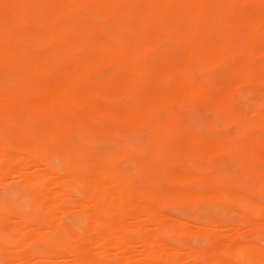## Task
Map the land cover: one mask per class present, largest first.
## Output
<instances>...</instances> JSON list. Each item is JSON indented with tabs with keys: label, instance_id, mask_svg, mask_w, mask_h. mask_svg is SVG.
I'll use <instances>...</instances> for the list:
<instances>
[{
	"label": "bare ground",
	"instance_id": "1",
	"mask_svg": "<svg viewBox=\"0 0 264 264\" xmlns=\"http://www.w3.org/2000/svg\"><path fill=\"white\" fill-rule=\"evenodd\" d=\"M263 28L264 0H0V181L18 179L23 205L33 210L0 200V227L12 228L0 234L15 240L3 247L24 248L33 235L68 230L73 224L60 221L59 213L74 205L84 217V236L71 242L65 234L74 255L67 264H107L108 244L121 250L109 252L112 264H264V247L245 238L264 228V204L254 199L264 195V151L256 140L264 142V112L252 107L244 116L232 106L241 87L264 86ZM187 104L203 106L234 134L180 125L174 116ZM79 126L101 141L145 133L147 140L101 156L69 141ZM244 132L251 139L243 140ZM221 154L239 162L237 179L212 173ZM119 159L135 165L140 181L111 168ZM188 159L201 167L185 166ZM148 174L157 176L155 184ZM75 177L85 190L73 199L67 184ZM155 197L195 208L206 202L234 214L192 222L193 228L162 214ZM131 226L141 231L137 239L122 236ZM24 227L33 230L26 228L33 233L26 242ZM165 231L207 243L184 251L180 241L161 239ZM6 247L0 264H63L57 249L55 257L47 252L55 259L50 263L17 248L14 263ZM92 250L105 256L92 258Z\"/></svg>",
	"mask_w": 264,
	"mask_h": 264
},
{
	"label": "rangeland",
	"instance_id": "2",
	"mask_svg": "<svg viewBox=\"0 0 264 264\" xmlns=\"http://www.w3.org/2000/svg\"><path fill=\"white\" fill-rule=\"evenodd\" d=\"M261 34H262V38H263V40H264V28L262 29V31H261ZM199 74V75H198ZM199 76V77H197L198 79H200L201 77H202V75L200 74V72H197L196 73V76ZM200 75H201V77H200ZM238 96V97H237ZM242 97V98H241ZM232 103H233V107L235 108V109H238L240 112H241V110H242V114L244 115V116H247V115H249V114H253L256 110H259V111H263L264 112V86H263V84L260 82V81H258V82H256L255 84H253V85H248V86H244V87H241L240 89H239V91L237 92V95H236V97H235V99H234V101H232ZM252 105V106H251ZM190 106H191V108H190ZM195 107V108H192V107ZM192 106V104H187V105H185L184 107H178V110H177V113H176V115L174 116L175 117V121L177 122V123H179L180 125H182V126H184V127H186V128H188V129H190V130H192V131H202V132H205V133H211V134H216V135H222V136H227V135H232V133L234 134V128H226V127H223L222 125H221V127H220V124H221V120L219 119V122H218V119L211 113V112H208V110H206V108H201V107H203V106H198L197 107V105L195 106V105H193ZM255 108L256 110H254L253 108ZM198 108V109H197ZM204 109H205V111L208 113V115H206V112H205V114H203L204 113ZM87 113L91 116V117H96V111H94V110H92V109H90V108H87ZM201 112V113H200ZM198 113V114H197ZM211 114V115H210ZM162 115V117H165V114L164 113H162L161 114ZM202 116V117H201ZM214 116V117H213ZM2 119L3 120H5V121H7V122H13L8 116H3L2 117ZM215 120V121H214ZM217 121V122H216ZM194 125V126H193ZM18 126L20 127V126H23L21 123H18ZM193 126V127H192ZM229 129H230V131H229ZM243 135H241V138L243 139V140H249V139H251V137H252V135H251V133H248V132H244V133H242ZM145 138L143 137V139H144V141H142V142H145L146 143V140H147V133H145ZM69 137H68V139H69V141L72 143V144H74L75 146H78V147H80V148H83V147H86V148H91V150H93V151H95V153L96 154H99V155H101V156H106V155H110V153H112L113 151H115V150H117V149H119V148H122V147H124V145H135V146H139V145H145V143L144 144H142V142H140V140L142 139L141 138V136H144V134H140V135H131L130 137H128L127 138V140H126V142L125 141H123L121 138H118V137H116L115 139H110L109 141L110 142H108V141H101V140H99L97 137H95L94 138V136H91V135H89V133H88V131L86 130V128L85 127H83V126H79L78 128H77V130H74L73 132H71L70 133V135H68ZM133 138V139H132ZM140 138V139H139ZM96 139H97V141H96ZM121 139V140H120ZM142 139V140H143ZM74 140V141H73ZM256 140L259 142V144H260V146L262 147V149H263V151H264V142L261 140V138H256ZM111 141L113 142V144L111 143ZM103 142V143H102ZM122 142V143H121ZM127 142H129V143H127ZM124 143V144H123ZM85 149V148H84ZM224 157V158H223ZM227 158V159H226ZM189 165H192V166H194L195 168H199V167H201V165H200V163H199V161L198 160H194V159H188L186 162H185V166H189ZM217 165V166H216ZM111 168H113V170H115V171H117V172H121V173H123V174H130V175H132V177H135V182H137L136 180H137V178L139 179L138 181H140V177H139V175H138V169L135 167V165H132L131 163H129L128 161H126L125 159H119V160H116V161H114L111 165ZM177 167L179 166V165H176ZM214 166H215V168L212 170V173H214V174H222V175H225V176H228L229 178H231L232 180L233 179H237L238 177H239V175H240V167H239V162L237 161V160H235L234 158H233V156L232 155H230V154H221L218 158H217V160L215 161V163H214ZM228 166H229V168H228ZM36 167L37 166H35L34 168L36 169ZM34 168H32V169H34ZM137 170H136V169ZM174 168V167H173ZM134 169V170H133ZM222 170V171H221ZM61 171V169L59 170V172ZM214 171H217V172H214ZM221 171V172H220ZM224 173V174H223ZM226 173V174H225ZM89 173L87 174V179H90V180H92L93 178H92V176L94 177V174H91V176L89 175ZM147 176V178L149 179L150 178V181L151 182H153L154 184L157 182L156 181V178H157V176L156 175H154V174H148V175H146ZM12 178V179H11ZM16 178V177H15ZM77 180L76 181H79L81 184L79 185H77V182L75 181V179H70L71 181H70V183H68V180L65 178V180H64V178H63V186L65 187V188H67L68 189V187H70V186H73L74 187V185L73 184H76L77 185V187H74V189H76V188H78V191H76V190H74L73 189V187H70L68 190L70 191V193L72 194V198L73 199H76V197H77V194H75L76 192H79V191H83L84 192V188L82 187L83 186V184H82V182L79 180V178H77V177H75ZM6 179H8V180H6ZM5 180H3V179H1V183H0V200L4 203V204H6V205H13V206H16V207H18V208H20L21 210H23V212L26 210L27 211V214L30 212V213H32L33 212V210H32V208H28V209H26L24 206L25 205H23V203L24 204H26L27 205V201H26V203H25V201L23 202L22 201V199L24 198L25 199V191L23 190V193H22V191L20 192L19 191V189H23V186L21 185V184H19V186H18V184L17 183H20L19 181H18V179H14L13 177H10V178H6ZM11 179V180H10ZM9 180H10V182H9ZM67 180V181H66ZM89 181V180H88ZM3 182L5 183V185H7V186H5V187H1L2 185H3ZM12 183V186H10L9 187V185ZM68 183V184H67ZM72 183V184H71ZM139 183V182H138ZM9 184V185H8ZM17 184V185H16ZM65 184H67L68 185V187L65 185ZM70 184V185H69ZM75 185V186H76ZM13 186H16V187H13ZM18 186V187H17ZM2 188V189H1ZM16 188V189H15ZM9 189V190H8ZM79 189H81V190H79ZM80 193H82V192H80ZM79 193V194H80ZM22 194H24V196H22ZM76 196V197H74V196ZM83 194H82V197H81V195L79 196V198H83ZM27 198V197H26ZM254 199H255V201H257L258 203H263L264 204V195H260V194H256L255 196H254ZM26 200V199H25ZM74 201V200H73ZM154 201H155V206L162 212V214H164L165 216H169V218H173V219H177V220H180V219H182V220H185V221H187L188 223L190 222V224L191 225H195V224H197L196 223V221H201V220H207V221H210V220H218V221H224L225 220V218H231V216H232V214H234V213H231V215L230 214H227L226 212H225V210L222 208V207H218V206H211L210 204H208V203H206V202H201V203H199L198 204V207H194V206H192V203H190V202H187V201H172V200H170L169 198H168V200H166V199H164V198H162V197H155L154 198ZM72 202V201H71ZM72 204H74V203H72ZM208 205V206H207ZM29 207V206H28ZM74 205H72L67 211H65L63 214L62 213H59V215H60V218H61V220L60 221H65L64 223L66 224V223H68L67 225H75V224H79L80 223V225H78L77 227L78 228H76V229H74V230H69V229H71L72 228V226H70V228L68 229V230H59V228H56L55 230H54V228L52 229V230H54L52 233L50 232V231H52V230H50V231H48L49 230V228H45V227H43L44 228V230L45 229H48V230H45V231H48V232H44L43 234H40L38 231H37V234H40V235H36L35 237L36 238H33L34 237V235L32 236V239L30 238V237H27V236H29V234H31L32 232H33V230H31L32 228H30V227H26L27 229H29L30 228V230L32 231H30V230H27L25 227V229L26 230H24L23 231V236L25 235L26 237L24 238V241L26 242V238H30V240H28L27 241V243L25 244L24 243V248L23 247H21V245H20V247L21 248H19L18 246H16V244H15V246H16V248L17 249H22V250H25V252L28 254V251H29V253H31V255H29V259H40V260H43V259H46V258H48L47 260H51V259H53V260H55L53 257H51L50 256V253H48L47 254V252H52L53 254H54V252L56 251L55 249H57L58 250V252L57 253H61V252H63L64 253V256H67V258H65L64 256H62V254L60 255V256H57L56 257V259L58 258V259H60V261H61V258H63V260H62V262L64 261V259H69V261L71 260L70 259V257L72 258V256H74L73 255V249L71 248V247H68V243L67 242H69L70 244H71V242L74 240V239H76V237L77 238H82L83 236H84V234H82V232H80V230H81V228L82 229H84V223L82 222L84 219V217H83V215L80 213V212H78V211H75V209L77 208V207H74ZM71 208H72V210H71ZM74 210V211H73ZM78 210V209H77ZM25 211V212H26ZM24 212V213H25ZM98 212L100 213V214H102V211H100V210H98ZM29 213V214H30ZM82 215V218H81V216H80V214ZM57 217H59V216H57ZM175 217V218H174ZM64 219H66V220H64ZM78 222V223H77ZM192 222H194L193 224H192ZM69 223H71V224H69ZM194 225L192 226L193 228H195L194 227ZM76 226V225H75ZM80 226V227H79ZM32 227H36L35 225H33ZM42 227H40V229L42 228ZM4 228V227H3ZM6 228V227H5ZM2 229L1 227H0V229L1 230H5L7 233H10L9 231H11L12 230V228L11 229H8V230H6V229ZM42 228V229H43ZM132 228V229H131ZM134 228V226L132 227H130V228H127L126 230H125V232H124V234L122 235V236H124V237H127V236H132V237H134L135 239H137L138 237H139V234H141V231L140 230H136L135 228ZM36 229V228H35ZM39 229V227H37V229L36 230H38ZM41 229V230H42ZM56 231V232H55ZM63 231V232H62ZM69 231H70V234H68L69 233ZM84 231V230H83ZM42 232H43V230H42ZM77 232V235H79V236H75V234L74 233H76ZM78 232H80V234L78 233ZM138 232H139V234H138ZM35 233V232H34ZM55 233H57V234H55ZM2 234H4V233H2ZM2 234H0V245H2L1 246V248L0 249H2V248H5L7 245H9L10 246V244L8 243L10 240H11V244L13 243V241H15L14 240V238L12 237V235H10L11 237L9 238V236L7 235L6 236V234L5 235H2ZM12 234H13V232H12ZM33 234V233H32ZM67 235V237H69V235H70V237H69V240H71V239H73V240H71V242L67 239V237H66V235ZM127 235V236H126ZM4 236V237H3ZM6 236V237H5ZM136 236V237H135ZM40 237H42V239L40 238ZM72 237V238H71ZM160 237H161V239L164 241V242H167V243H177V241H180L182 244H183V247L182 248H184L183 250L184 251H187L188 249H186V248H189V247H192L193 248V250H198L199 248H201L202 247V245L204 246L206 243H207V241H203V243L201 242L200 243V241L198 240V238H196L195 236H192V235H186V236H184L183 237V239H179L173 232L171 233V232H162L161 233V235H160ZM2 238L4 239V240H2ZM246 239H254L255 240V245L257 246V247H264V228H263V230L261 231V233H260V235L258 236H254V237H251V236H246L245 237ZM2 240V241H1ZM68 240V241H67ZM6 241V242H5ZM8 241V242H7ZM32 241H34V242H32ZM23 242V241H22ZM29 242H30V244H29ZM19 243H21V242H19ZM37 245H36V244ZM35 244V245H34ZM4 245H6L5 247H3ZM108 245H110V244H108ZM108 245H106L107 247H109L110 249H111V245L110 246H108ZM12 246V245H11ZM14 246V245H13ZM14 246V247H15ZM33 246H35L34 248H33ZM38 246H40L41 248H39ZM14 247H6V250H7V248H9L7 251L8 252H10L9 250H11V252H12V256L14 255L13 254V252H15L16 251V248H15V250H13L12 251V249H14ZM63 247H65V248H67V250L68 251H66V249L64 250V248ZM107 247H105L108 251H106L105 250V248H104V246H103V248H101V247H97V246H95V248H93V250L94 251H96L95 249L97 248L98 250L97 251H99L100 250V248H101V251L102 250H105L104 252L106 253H108L107 254V256H108V260L109 261H107V259H106V256L105 255H101L100 253V255H94L95 253H94V251L92 252V258H96V259H98L99 260V258H98V256H105V258L103 257L102 258V260L103 261H106L105 263H109V264H112V263H110V262H112L113 260L115 261V256H114V254H110L109 252L111 251V253H112V251H115L117 248H115V250H110L109 248H107ZM139 247V246H138ZM141 247V246H140ZM12 248V249H11ZM44 248H45V250H44ZM52 248H53V250L54 251H52ZM70 248V249H69ZM41 249V250H40ZM49 249V250H48ZM114 249V248H113ZM139 249V248H138ZM140 249H142L143 250V247H141ZM139 249V250H140ZM5 250V249H4ZM141 250V251H142ZM100 251V252H101ZM118 253H120V249L118 250H116ZM115 251V255H117L118 253ZM170 251H172L171 249L169 250V252H167L166 253V257H167V255H168V257H169V254L168 253H170ZM4 252V251H3ZM10 252V253H11ZM71 252V253H70ZM51 253V254H52ZM70 253V254H69ZM114 253V252H113ZM3 255V253H1L0 252V255ZM5 254V253H4ZM46 254V255H45ZM35 255V256H34ZM55 255H56V253L53 255L54 257H55ZM110 255H113L114 257L112 258V256H110ZM45 256H46V258H45ZM68 256H70L69 258H68ZM17 256H13V259H12V262H13V260L15 261L14 263H17V261L16 260H18V262H19V258H16ZM36 257V258H35ZM39 257V258H38ZM43 257V258H42ZM50 257V258H49ZM60 257V258H59ZM1 258V257H0ZM5 258V257H4ZM16 259V260H15ZM29 259H28V261H29ZM73 259V258H72ZM106 259V260H105ZM111 259V260H110ZM2 260V259H1ZM5 260V259H4ZM3 260V261H4ZM35 260H33V261H35ZM53 260H51L52 262H54ZM65 261V262H63V264H65L66 262L68 263V261ZM22 260H21V258H20V262H21ZM31 261V260H30ZM37 261V260H36ZM43 261H45V260H43ZM48 261V262H49ZM51 261H50V263H51ZM73 261V260H72ZM72 261H70V262H72ZM113 261V262H114ZM32 262V261H31ZM38 262H39V260H38ZM45 262H47V261H45ZM56 262H58V260H56ZM69 262V263H70ZM167 263L168 262H171V260H169V259H167V261H166ZM27 263V262H26ZM37 263V262H36ZM60 263V262H59ZM66 263V264H67ZM107 263V264H108ZM115 263V262H114ZM113 263V264H114ZM31 264V263H30ZM33 264V263H32ZM47 264H49V263H47ZM52 264V263H51ZM62 264V263H61Z\"/></svg>",
	"mask_w": 264,
	"mask_h": 264
}]
</instances>
